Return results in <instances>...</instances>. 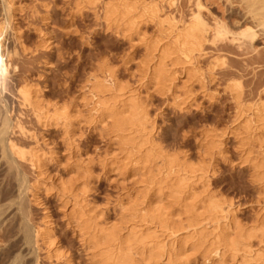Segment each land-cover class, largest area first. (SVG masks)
Instances as JSON below:
<instances>
[{"label":"rangeland","instance_id":"obj_1","mask_svg":"<svg viewBox=\"0 0 264 264\" xmlns=\"http://www.w3.org/2000/svg\"><path fill=\"white\" fill-rule=\"evenodd\" d=\"M9 1L16 9L15 23L25 51L20 48L15 33L8 30L0 51V57L3 56L9 64L0 110L14 108L16 116L19 115L26 124L24 126L36 134L34 139L17 136L15 140L20 146L26 145L25 148L37 143L41 146L39 149L48 160L43 167V179L50 190L47 194H39L41 207L35 206L27 189L37 178V172L29 162H18L8 154L14 161L9 158L10 164L7 153L4 152L8 157L0 153V264H59L48 261L43 246V250L36 251L34 242L26 243L27 231L42 226L46 215L50 218L56 241L72 262L70 264H99V259L93 258L97 251L88 247L87 237H83L76 227L73 215L77 209L75 199L72 195L62 198L56 194L60 182H69L77 191L76 195L91 183L94 191L84 205L94 208V216L101 217L97 221L107 227L126 229L124 234L132 227L129 210L135 203V197L141 200L146 193L151 175L141 165L135 167L137 171L131 170L132 162L125 159L126 147L116 134L110 133L112 120L106 118L102 124L94 114L95 102L91 99L90 89L94 77H104L100 71L104 65L115 74L124 98L135 97L147 111L154 145L176 155L181 163L203 170L198 174L202 179L195 186L196 195L202 198L214 194L219 200L231 202L237 210L235 223L244 227H251L258 215L263 214L264 180L262 183L257 178L264 175V168L255 171L252 162L264 161V144L252 139L243 128L247 120L256 121L248 107L258 102L264 91V54L252 51H264L263 38L250 52V48L242 50L226 41L207 44L205 55L194 65L170 60L168 70L174 81L159 83L150 79L148 71L158 59L148 63L146 49L151 41L160 38V33L158 24L147 20V17L139 18L138 34H126V37L121 29L114 24L108 25L104 20L103 4H81L86 0L79 6L78 0ZM108 1L103 0V3ZM201 2L205 8L203 16L209 24H213L214 19L227 20L230 5L225 0ZM196 3L197 0L145 2L162 11L159 13L161 20L175 21L189 18L196 10ZM5 6V0H0V24L7 17ZM167 42L163 40L161 46ZM155 55L160 56L159 53ZM216 58L221 62L216 63ZM232 80L242 83L240 105L246 113L240 118L238 105L227 89ZM24 83L39 88L45 104H65L72 115L77 116L71 140L64 137L61 130L44 131L27 108L19 107L17 89ZM261 129L253 134L263 138ZM211 143L216 145V149L210 150ZM107 161L112 163L111 166H104ZM163 199L164 206L171 205V199ZM120 201L123 207H120ZM203 213L204 209L200 207L198 214ZM178 221L187 227L186 215L182 214ZM140 225L136 227L142 232L144 228ZM211 228L208 233L213 230ZM183 232L182 241H189L191 234L187 230ZM205 252V248L195 250L189 243L184 261L189 260L188 264H210L206 261ZM163 262L150 264H169ZM227 262L242 263L240 259H228ZM213 263L217 264V261Z\"/></svg>","mask_w":264,"mask_h":264},{"label":"bare ground","instance_id":"obj_2","mask_svg":"<svg viewBox=\"0 0 264 264\" xmlns=\"http://www.w3.org/2000/svg\"><path fill=\"white\" fill-rule=\"evenodd\" d=\"M82 1L78 0V6ZM86 2L92 6L103 4L104 20L108 25L114 24L121 29L124 36L139 33V18L145 17L144 19H146L147 17V20L158 24L160 38L151 41L146 50L149 56L148 63L158 59L155 66H150L148 71L150 72V79L159 83L160 81L166 83L174 81L170 70H168V61L194 65V62L205 55L207 44L216 45L218 42L228 41L236 44L242 50L244 47L250 48L248 49L250 52L255 43L261 38L264 39V0H240L239 2L225 0L226 4L230 5L229 16L225 21L214 19L213 24H209L203 16L205 8L201 0H197L196 10L190 17L182 18L180 21L161 20L159 13L162 11L155 5H146V0H110L106 3H103V0H86L81 4ZM5 3L7 17L0 24V51L3 38L10 29L15 33L20 48L25 51L15 23L16 9L9 0H5ZM228 36L231 37L228 38ZM163 40H168V42L161 46ZM252 51L264 54L263 50L261 52L256 49ZM156 53H159V58L155 55ZM172 56L175 57L174 60H172ZM220 62L221 60L216 58V63ZM100 71L104 77H94L90 89L91 99L95 102L94 114L98 116L97 118L102 124L106 118L112 120V126L109 127L112 128L110 133L116 134L122 145L126 147L125 159L132 162L131 167L133 169L131 168V170L135 172L138 170L135 168L136 166H143V169L150 173L151 181H149V188L141 200L135 197L133 201L135 203L129 210L131 212L129 223H132V227L130 226L127 234L123 233L126 229L101 225L102 223L97 221L101 217L94 216V208H89V204L84 205L88 201L89 194L94 191L91 183H87L81 188L80 193L82 195L77 193L82 196L80 197L76 195L77 191L72 188L69 182L59 181V191L56 194L62 198L65 195H72L75 199L77 209L73 214L74 221L76 227L79 228L77 230L82 233L83 237H87L88 247L97 251V254L93 256L94 260L99 259L97 261L99 264H138L141 262L150 264L162 263L163 261H165L163 263L169 264H188L189 260L184 261L183 256L190 243L195 250L205 248V258L210 264H215L214 261H217V264H229L228 259L231 261L240 259L241 264H264V210L263 214L258 215L251 227H244L235 223L234 218L237 210L231 202L219 200L214 194H207L202 198L200 195H196L194 193L195 186L202 179L198 174L203 170L200 167L196 169L187 163H181L176 155L166 153L163 148L157 147L159 145L155 146L153 131L149 130L150 121L145 108L133 96L124 98L125 94L121 93L123 90L119 87L115 74L105 68V65ZM8 73L9 64L1 56L0 99L5 94ZM195 73L197 74V72ZM227 89L232 93L233 100L238 105L237 115L239 118L243 117L246 112L241 110L240 105L242 83L238 80H232ZM16 96L20 102L19 107L27 108L35 117L36 123L44 131L61 130L64 137L71 140L74 134V121L77 116L72 115L67 105L45 104L42 91L30 83H24L17 89ZM248 111L253 112L256 121L247 120L243 128L252 139L264 144V136L260 138L253 134L260 127L264 131V91L260 100L249 106ZM20 116L24 118L21 114ZM92 116L94 117V115ZM258 123L260 126L257 125ZM24 125L26 124H23L19 115L16 116L14 108L0 110V145L2 146L0 148L3 150L0 149V153H3V156L6 155L5 153L11 155L13 160L29 162L33 170L37 172V178L30 184L27 191L31 193L32 198L30 199L38 207L41 198H39V194L41 192L47 194L50 190L45 179H43V167L48 160L43 150L39 149L38 143L34 146L31 145L30 148H25L26 145L20 146L18 140H15L17 136L26 137L24 138L26 140L27 137L34 139L36 134H33ZM215 146L211 143L210 150L216 149ZM9 158L10 156L8 160ZM11 160H9L10 164ZM256 162H252L255 171L262 170L264 161ZM105 163L104 166H111L112 164H109L108 161ZM113 166H116L115 163ZM87 174L86 178H88ZM260 176L257 179L262 182L264 175ZM164 197L171 199V205L168 207L163 204ZM119 205L123 207V202L120 201ZM200 207L204 209L203 214H198ZM182 214L187 216V227L178 223ZM49 219L46 215L42 220V226L30 228L31 230L27 231L28 234L25 231L24 234L28 235L25 238L30 240L29 242L26 240V243L32 244L31 241L34 242L36 251L42 249L41 246H43L48 261L51 263L70 264L72 262L68 254L61 250L54 237ZM137 224H141L140 227L144 228L142 232L140 231L142 229L139 230V227H136ZM25 227L27 226H23V228ZM210 227L213 230L208 233ZM184 230L191 234L188 237L191 239L187 238L189 241L185 239L182 241L181 239V233Z\"/></svg>","mask_w":264,"mask_h":264}]
</instances>
